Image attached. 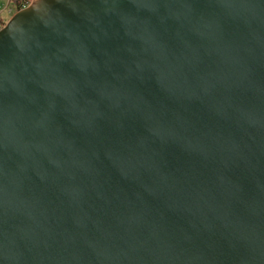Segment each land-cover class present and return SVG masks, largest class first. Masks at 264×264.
I'll list each match as a JSON object with an SVG mask.
<instances>
[{
    "label": "water",
    "instance_id": "obj_1",
    "mask_svg": "<svg viewBox=\"0 0 264 264\" xmlns=\"http://www.w3.org/2000/svg\"><path fill=\"white\" fill-rule=\"evenodd\" d=\"M0 264H264V0L15 13Z\"/></svg>",
    "mask_w": 264,
    "mask_h": 264
},
{
    "label": "rangeland",
    "instance_id": "obj_2",
    "mask_svg": "<svg viewBox=\"0 0 264 264\" xmlns=\"http://www.w3.org/2000/svg\"><path fill=\"white\" fill-rule=\"evenodd\" d=\"M13 1L14 0H0V27L5 26L9 22V20L13 17L14 15Z\"/></svg>",
    "mask_w": 264,
    "mask_h": 264
},
{
    "label": "trees",
    "instance_id": "obj_3",
    "mask_svg": "<svg viewBox=\"0 0 264 264\" xmlns=\"http://www.w3.org/2000/svg\"><path fill=\"white\" fill-rule=\"evenodd\" d=\"M29 3H30V0H14L13 1L14 14L22 10L24 7H27ZM3 27H0V29Z\"/></svg>",
    "mask_w": 264,
    "mask_h": 264
},
{
    "label": "flooded vegetation",
    "instance_id": "obj_4",
    "mask_svg": "<svg viewBox=\"0 0 264 264\" xmlns=\"http://www.w3.org/2000/svg\"><path fill=\"white\" fill-rule=\"evenodd\" d=\"M32 2H33V0H30V3H32ZM30 3H29V4H30Z\"/></svg>",
    "mask_w": 264,
    "mask_h": 264
}]
</instances>
